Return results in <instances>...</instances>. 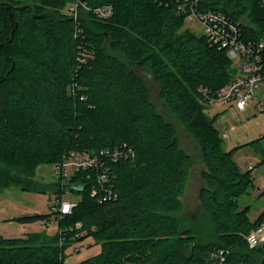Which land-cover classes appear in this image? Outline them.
Here are the masks:
<instances>
[{
    "label": "trees",
    "instance_id": "1",
    "mask_svg": "<svg viewBox=\"0 0 264 264\" xmlns=\"http://www.w3.org/2000/svg\"><path fill=\"white\" fill-rule=\"evenodd\" d=\"M76 1L0 0V194L14 186L79 198L53 238L0 232V264H63L66 250L87 237L101 251L78 264H264V247L246 239L264 225V212L253 222L240 205L254 175L235 159L249 146L264 164L262 139L224 150L199 92L232 82L236 70L226 52L186 29L183 15L159 0H87L112 5L114 14L80 21L66 13ZM200 7L247 17L244 39L264 41L260 0H200ZM135 69L155 79L159 97L201 146L200 201L214 233L207 242L179 217L193 159ZM105 149L122 153L108 164L111 199L102 187V198L92 196L97 184L83 174L55 186L33 179L38 166L56 165L71 151Z\"/></svg>",
    "mask_w": 264,
    "mask_h": 264
},
{
    "label": "rangeland",
    "instance_id": "2",
    "mask_svg": "<svg viewBox=\"0 0 264 264\" xmlns=\"http://www.w3.org/2000/svg\"><path fill=\"white\" fill-rule=\"evenodd\" d=\"M185 28L197 35L202 34L195 22H186ZM135 71L149 87L152 101L159 112L176 127L182 149L193 159V169L184 197V210L179 217L185 229L192 230L200 242H207L214 238V233L212 223L200 201V191L205 186L203 173L206 171L201 146L159 97L160 89L155 79L143 70ZM206 113L215 120L224 150L230 151L257 139H262L264 145V112L257 111L253 102L245 112H239L235 107L227 105L206 107ZM235 159L242 171H247L249 165L255 167L253 187L249 189L248 194L240 198L241 208L249 207V218L254 222L264 212V164L261 156L249 146L242 147L235 155ZM5 167L6 164L0 161V168ZM9 170L11 176H17L18 173L11 167ZM33 179L43 186H55L58 182L56 165L38 166ZM47 191L48 193L25 192L12 186L0 194V232L5 238H21L29 234L53 238L60 233L59 219L52 220L46 217L49 213L50 199L54 196L53 191ZM65 199L74 202L79 200L78 197H73L72 193L66 194ZM173 248L182 253L189 252L176 242ZM100 251L101 244L92 237H87L66 250L63 264H78L96 256Z\"/></svg>",
    "mask_w": 264,
    "mask_h": 264
},
{
    "label": "built area",
    "instance_id": "3",
    "mask_svg": "<svg viewBox=\"0 0 264 264\" xmlns=\"http://www.w3.org/2000/svg\"><path fill=\"white\" fill-rule=\"evenodd\" d=\"M166 6L172 7L183 15L185 22H195L202 31L211 47L225 51L236 74L232 82L223 89L213 92L208 88H201L202 101L208 107L227 106L235 107L239 112H245L253 102L257 111L264 112V41L245 40L244 27L250 26L247 17L234 20L218 10H202L200 0H159ZM264 7V0H260ZM66 13L76 21L83 15H92L106 20L113 16L112 5L91 6L87 0H77L70 4ZM261 93V95H259ZM122 153L119 150L71 151L61 162L56 164V175L62 184L70 182L73 176L83 174L86 180L96 182L92 189V196L100 197L97 187H102L111 199L112 192L105 188L109 180V162L119 160ZM255 167L249 165L247 170L254 171ZM105 188V189H104ZM54 195L49 202V215L52 220H58L71 214L77 202ZM264 226V225H263ZM263 226L247 236L251 248L259 247L264 243Z\"/></svg>",
    "mask_w": 264,
    "mask_h": 264
},
{
    "label": "water",
    "instance_id": "4",
    "mask_svg": "<svg viewBox=\"0 0 264 264\" xmlns=\"http://www.w3.org/2000/svg\"><path fill=\"white\" fill-rule=\"evenodd\" d=\"M264 247V243H261L260 245H259V248H263Z\"/></svg>",
    "mask_w": 264,
    "mask_h": 264
}]
</instances>
